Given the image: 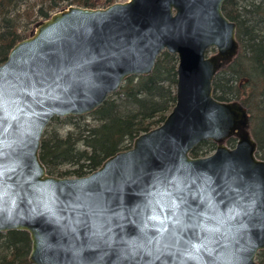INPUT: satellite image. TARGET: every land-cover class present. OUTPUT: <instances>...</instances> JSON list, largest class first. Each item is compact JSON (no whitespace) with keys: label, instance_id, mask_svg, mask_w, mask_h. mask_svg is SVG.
<instances>
[{"label":"water","instance_id":"water-1","mask_svg":"<svg viewBox=\"0 0 264 264\" xmlns=\"http://www.w3.org/2000/svg\"><path fill=\"white\" fill-rule=\"evenodd\" d=\"M225 1L70 5L10 50L0 64V232L29 234L31 264H260L264 159L248 108L214 96L240 50ZM164 51L179 59L164 122L86 176L50 174L40 149L51 121L93 113ZM205 140L216 150L192 156Z\"/></svg>","mask_w":264,"mask_h":264},{"label":"trees","instance_id":"trees-1","mask_svg":"<svg viewBox=\"0 0 264 264\" xmlns=\"http://www.w3.org/2000/svg\"><path fill=\"white\" fill-rule=\"evenodd\" d=\"M120 1L0 0V64L37 22L52 13L70 5L105 8ZM223 11L237 25L240 51L217 73L214 96L221 101H240L248 108L258 154L264 159V0H226ZM178 64L177 55L164 51L150 75L128 77L93 113L54 118L40 149L48 172L59 177L86 176L110 156L129 149L137 136L161 125L177 101ZM235 142V138L228 140L230 146ZM216 147L214 141L205 140L192 156H208ZM30 250L27 232H0V264H31ZM258 260L264 264V250Z\"/></svg>","mask_w":264,"mask_h":264},{"label":"rangeland","instance_id":"rangeland-1","mask_svg":"<svg viewBox=\"0 0 264 264\" xmlns=\"http://www.w3.org/2000/svg\"><path fill=\"white\" fill-rule=\"evenodd\" d=\"M34 1V0H33ZM38 2L40 1V0H37ZM124 1H127V0H122L121 2H124ZM26 35V34H25ZM30 34H28V36H29ZM28 36H26V37H28ZM88 121L89 120H91L90 119V117L87 119ZM58 128H61V126L60 125H58ZM63 131V130H62ZM229 145V144H228ZM213 153V152H212ZM66 169L68 168V167H65ZM68 177V176H67ZM72 177V176H71Z\"/></svg>","mask_w":264,"mask_h":264},{"label":"flooded vegetation","instance_id":"flooded-vegetation-1","mask_svg":"<svg viewBox=\"0 0 264 264\" xmlns=\"http://www.w3.org/2000/svg\"><path fill=\"white\" fill-rule=\"evenodd\" d=\"M240 51V50H239ZM150 75V74H149ZM144 76H147V75H144ZM227 144H228V142H227ZM235 144H236V142H235ZM230 146V145H229ZM212 154V153H211Z\"/></svg>","mask_w":264,"mask_h":264}]
</instances>
